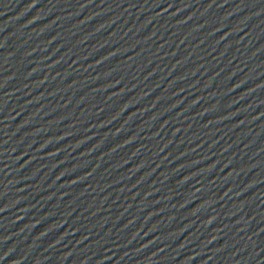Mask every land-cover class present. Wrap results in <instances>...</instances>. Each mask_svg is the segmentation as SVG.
Segmentation results:
<instances>
[{
  "label": "water",
  "instance_id": "95a60500",
  "mask_svg": "<svg viewBox=\"0 0 264 264\" xmlns=\"http://www.w3.org/2000/svg\"><path fill=\"white\" fill-rule=\"evenodd\" d=\"M0 264H264V0H0Z\"/></svg>",
  "mask_w": 264,
  "mask_h": 264
}]
</instances>
